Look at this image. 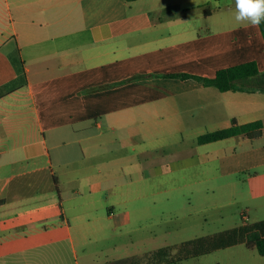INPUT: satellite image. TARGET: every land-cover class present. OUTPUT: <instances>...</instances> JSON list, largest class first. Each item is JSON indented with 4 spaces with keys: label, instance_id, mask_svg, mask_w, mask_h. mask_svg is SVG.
<instances>
[{
    "label": "crops",
    "instance_id": "0c3cea01",
    "mask_svg": "<svg viewBox=\"0 0 264 264\" xmlns=\"http://www.w3.org/2000/svg\"><path fill=\"white\" fill-rule=\"evenodd\" d=\"M209 2L0 0V85L16 76L9 58L16 46L27 74L23 87L0 98V264H36L52 252L60 263L58 247L73 226L100 230L119 215L128 219L129 211L116 207L142 172L132 151L150 140L191 136L197 143L199 134L233 119H261L247 159L264 164L254 151L264 146V91H222L174 75L212 77L249 60L264 70L260 26L236 27L213 16ZM232 138L247 139L177 148L169 167L238 169L237 147L227 160ZM163 172L157 164L155 173ZM251 192L263 193L264 184ZM65 196L75 200L70 215ZM94 200L103 208L84 211Z\"/></svg>",
    "mask_w": 264,
    "mask_h": 264
},
{
    "label": "rangeland",
    "instance_id": "374dc122",
    "mask_svg": "<svg viewBox=\"0 0 264 264\" xmlns=\"http://www.w3.org/2000/svg\"><path fill=\"white\" fill-rule=\"evenodd\" d=\"M208 4L216 9L213 16H224L227 22L236 24L235 0H210ZM200 24L206 22L200 20ZM116 143L118 148V140ZM194 144L197 143L191 136L179 143L173 142L171 136H162L136 150L129 149L133 159L142 162L140 169L146 173L135 179L142 173L137 171L128 184L126 199L116 207L117 212L129 211V218L122 220L119 215L100 230L94 224L84 231L73 226L65 245L58 247L61 262L52 252L47 256L51 261L46 258L36 264H105L124 257L129 258L126 264H264V255L245 242L184 255L182 246L186 240L264 219V192H251L264 184V164L256 165L247 159L252 148L258 146L257 141H227V160L233 158V146L242 156L238 169L201 163L172 171L169 165L174 150ZM254 151L262 155L264 146ZM157 164L163 166L161 175L155 173ZM74 203V199L65 196L63 206L69 215ZM102 208L103 202L98 200L83 206L84 211L93 213ZM160 248L164 253L159 252Z\"/></svg>",
    "mask_w": 264,
    "mask_h": 264
},
{
    "label": "trees",
    "instance_id": "16d2710c",
    "mask_svg": "<svg viewBox=\"0 0 264 264\" xmlns=\"http://www.w3.org/2000/svg\"><path fill=\"white\" fill-rule=\"evenodd\" d=\"M264 37V21L259 25ZM9 58L16 70V76L0 85V98L23 87L27 83V74L24 61L16 46L9 52ZM180 77H195L205 85H213L218 89L225 90H245L264 91V70L257 67L254 60H249L220 68L212 77L199 76L189 73L174 74ZM137 75L134 77H139ZM263 121L261 119L239 123L235 119L227 127L207 131L196 137L197 143H206L225 139L236 135H244L249 139L259 138L262 134ZM245 242L248 247H255L257 252L264 255V219L251 223H243L228 229L221 230L211 235L200 236L186 240L183 243L184 255L200 254L212 249L222 248ZM160 253H164L162 248ZM129 258H119L107 261L105 264H126Z\"/></svg>",
    "mask_w": 264,
    "mask_h": 264
},
{
    "label": "clouds",
    "instance_id": "9594fccd",
    "mask_svg": "<svg viewBox=\"0 0 264 264\" xmlns=\"http://www.w3.org/2000/svg\"><path fill=\"white\" fill-rule=\"evenodd\" d=\"M236 27H258L264 21V0H235Z\"/></svg>",
    "mask_w": 264,
    "mask_h": 264
}]
</instances>
